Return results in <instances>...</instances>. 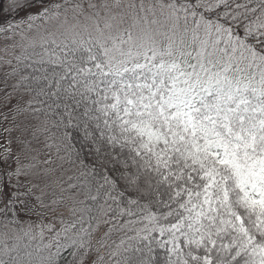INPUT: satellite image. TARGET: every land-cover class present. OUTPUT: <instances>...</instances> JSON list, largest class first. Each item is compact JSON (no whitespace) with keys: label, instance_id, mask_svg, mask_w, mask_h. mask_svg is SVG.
<instances>
[{"label":"snow or ice","instance_id":"snow-or-ice-1","mask_svg":"<svg viewBox=\"0 0 264 264\" xmlns=\"http://www.w3.org/2000/svg\"><path fill=\"white\" fill-rule=\"evenodd\" d=\"M0 39V264H264V0H0Z\"/></svg>","mask_w":264,"mask_h":264},{"label":"rangeland","instance_id":"rangeland-1","mask_svg":"<svg viewBox=\"0 0 264 264\" xmlns=\"http://www.w3.org/2000/svg\"><path fill=\"white\" fill-rule=\"evenodd\" d=\"M6 43H9V42H5L3 40H0V56H4L5 55L3 49H4ZM4 90H5L4 84L0 83V97H2V94H3ZM6 90L7 91H11V88L8 87ZM14 149H16V148H14Z\"/></svg>","mask_w":264,"mask_h":264},{"label":"trees","instance_id":"trees-1","mask_svg":"<svg viewBox=\"0 0 264 264\" xmlns=\"http://www.w3.org/2000/svg\"><path fill=\"white\" fill-rule=\"evenodd\" d=\"M2 40V39H0ZM0 83H3V72L0 71ZM4 84V83H3ZM11 84V81H9V85ZM10 87V86H9ZM11 88V87H10ZM17 133H14L13 135H16ZM18 146L14 143L13 148H17Z\"/></svg>","mask_w":264,"mask_h":264}]
</instances>
